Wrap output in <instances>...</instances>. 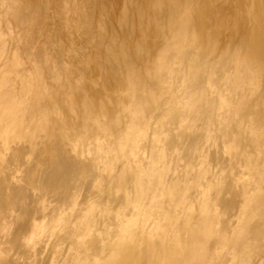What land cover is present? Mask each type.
Instances as JSON below:
<instances>
[{
    "label": "bare ground",
    "instance_id": "bare-ground-1",
    "mask_svg": "<svg viewBox=\"0 0 264 264\" xmlns=\"http://www.w3.org/2000/svg\"><path fill=\"white\" fill-rule=\"evenodd\" d=\"M0 264H264V0H0Z\"/></svg>",
    "mask_w": 264,
    "mask_h": 264
},
{
    "label": "rangeland",
    "instance_id": "rangeland-1",
    "mask_svg": "<svg viewBox=\"0 0 264 264\" xmlns=\"http://www.w3.org/2000/svg\"><path fill=\"white\" fill-rule=\"evenodd\" d=\"M52 21L54 22V20H52ZM53 22L50 21V24H52ZM53 26H54V24H53ZM37 29H38V31H39L40 28H37ZM48 30H50V29H48ZM51 30H52V28H51ZM72 37H73L75 40L77 39V38H76L77 36H76L75 34H72ZM39 38H40V37H39ZM39 38H37V40H35V41H38ZM41 38L43 39L42 36H41ZM40 40H41V39H39V41H40ZM77 46H78V44H77L75 47H77Z\"/></svg>",
    "mask_w": 264,
    "mask_h": 264
}]
</instances>
